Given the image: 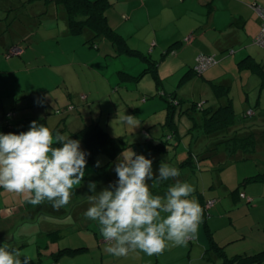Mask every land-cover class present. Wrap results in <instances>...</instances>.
Masks as SVG:
<instances>
[{
    "label": "rangeland",
    "instance_id": "374dc122",
    "mask_svg": "<svg viewBox=\"0 0 264 264\" xmlns=\"http://www.w3.org/2000/svg\"><path fill=\"white\" fill-rule=\"evenodd\" d=\"M83 39L85 41V37ZM37 42L40 43H34L32 48L41 53L44 60L38 59L32 64L35 69L30 77L25 76L27 82L25 84L14 81L15 85H12L7 81H2V78L13 77L11 70L2 65L0 68V89L2 91L5 89L12 91L19 87L23 91L41 93L48 87L52 90L44 95L50 100L52 110L58 108L57 105L62 110L75 97L79 98L84 102L81 115L84 118L91 117L103 128L107 127L111 134L110 137L125 147L123 152L126 151L130 154L132 151L152 160L154 173L157 172L161 163L179 169L180 175L175 178L174 184L179 181L192 185L195 191L188 197L189 199L194 198L201 206L196 194L199 192L202 195L206 194L204 199L207 201H214V204H206L204 207L208 228L212 232H210L212 241L223 240L226 243L230 238V241L237 238L236 241L224 246L223 250L228 258L249 252L256 253V251L264 249V183H244V179L263 174L264 160L253 158L246 161H234L220 171L207 165L201 166L202 170L179 165L184 159L183 157L187 156L190 151L197 154L207 147L205 143L208 139L203 134L193 138L192 136L199 133L191 134L189 132L192 121L189 119L188 113L195 116L197 121L203 118L201 125L205 123L204 113L202 109L196 108V104H203V110L217 105L210 85L204 83L207 85L204 87L202 85L204 80L199 75L196 77L186 76L187 69L175 76L172 73L175 67H172L171 62L161 67V75H164V78L162 76L159 78L162 80L161 82L159 80V89H161L162 83L163 87L170 89V92H173L175 96L169 98L167 93L161 95V90H159L157 96L155 95L153 98L161 96L166 106L168 104L172 108H174L173 103L178 101L173 114L175 127L171 129L165 124L168 111L166 106L163 111H154L151 107L146 110L137 105L135 108L133 101H130L135 100V98H131L132 92L125 93V89L133 91L136 88L132 87L135 86L155 87L156 82L153 75L146 71L143 72L146 74H142L145 68L150 67L149 62L134 59L131 61L132 63L123 61L114 65L113 61L105 63L101 59H91V56L95 54L93 51L96 52L94 47L90 48L92 53H87L81 51L80 47L66 48L65 44H62L61 47L55 46L53 41L44 42V46H41L43 44L40 40ZM85 48L88 47L85 46ZM20 49V54H22L23 49ZM63 49L65 50L63 51ZM42 62L45 63V66L39 64ZM24 67H28V65H24ZM122 67L129 69L128 71L132 75L136 73L138 77L126 76L121 70ZM204 75L206 76V74ZM18 77H22V75L18 74L16 79ZM116 79L120 82L121 88L118 92L109 94L112 91L108 83L110 81L115 83ZM193 79L196 81H192ZM55 86L56 88H54ZM93 91H98L100 95L89 97L85 102L83 95ZM139 97L137 95L136 100ZM13 98L15 99L14 96ZM129 103H131L129 106L132 107L131 110L127 107ZM11 108L12 104L9 98L0 100V125H3L6 119L9 120L8 113ZM65 112H68V107L63 111V113ZM125 115L134 116L138 126L133 128L127 125L123 120ZM176 129L177 135L174 139L171 130L176 132ZM80 145L82 148L81 143ZM162 148L165 150L160 153ZM93 159L95 163L87 161L85 177L81 184L73 186L69 204L56 210L53 212L54 214L40 209V206L48 209V205L40 204L35 205L37 214L33 218L28 217L29 210L35 207L28 202V194H17L0 187V221L12 220L11 225H6V229L9 230L8 234H0L1 246L8 249L17 247L21 256L31 257L32 264L55 262L57 264H126L128 262L126 256L116 257L106 251L107 244L96 221L86 218L84 221L78 220L80 216L75 219L69 214L74 202H81L80 200L88 199L90 195L94 194L89 190V182H96V192L98 193L118 179L115 177L111 180L108 176V173L114 169L113 166L111 167L112 162L108 163L109 157L105 152H97ZM97 161L100 162L99 167L96 166ZM235 190L243 192L248 199H253L252 202L247 204L245 198L241 199L239 195L238 197L233 196L236 195L234 194ZM22 216L25 217L22 218ZM200 228H202L201 223ZM52 229L58 231L57 234H47L48 230ZM192 239H189L185 245L176 246L178 250L166 254L163 261L179 259L183 262L187 255H190L194 258L196 256L195 262L191 264H202L201 261H198L202 254L201 249L199 252L200 247L197 246L199 242L196 238ZM205 241L208 246L210 244L208 238ZM80 248H84V250L58 257L59 251L62 249L76 250ZM185 264H189V262L186 261Z\"/></svg>",
    "mask_w": 264,
    "mask_h": 264
},
{
    "label": "crops",
    "instance_id": "0c3cea01",
    "mask_svg": "<svg viewBox=\"0 0 264 264\" xmlns=\"http://www.w3.org/2000/svg\"><path fill=\"white\" fill-rule=\"evenodd\" d=\"M107 1L110 4L105 13L107 23L125 41L129 49L127 51L116 52L112 43L104 39L97 41L94 46H89L85 43L91 37L89 31H86L83 35L70 34L65 11L63 8L56 6L53 0H0V62H2L0 68L4 65L13 73V77L2 78V81H7L12 85H15L14 81L21 84L27 83L25 76L30 77L35 69L32 64L38 59L44 60L42 59L43 55L32 48L34 43H40L37 42L38 40L43 44L41 46H44V42L53 41L55 46L61 47L62 44H65L66 48L80 47L81 51L87 53H92L90 48L94 47L96 52L93 51L95 54L91 56V59H101L105 63L110 61H113L114 65L123 61L132 63L131 61L134 59L149 62L150 67L145 68L142 74H146L143 73L144 71L151 73L156 82L155 87L131 86L136 89L133 91L125 89V93L132 92L131 98H135V100L130 101H133L135 108H137V105L139 108L146 110L151 107L154 111H163L169 105L166 106L161 96L159 98H153V96H157L159 90H161V95L167 93L169 98L175 96L173 92H170V89L164 88L162 83L161 89H159V83L162 81L159 79L162 76L160 69L171 62L172 67H175L172 72L175 76L187 69L186 76L196 77L199 75L204 80L202 83L204 87L210 85L217 104L220 98L217 87L220 89L221 95L224 92L228 95L238 118L236 124L240 126L241 132L251 130L260 133L254 159L264 160V134H262L264 132V48L255 44L261 28L260 17L255 9L264 7V0ZM83 37H85V41ZM13 46L23 49V53L19 54L20 56L17 55L19 57L6 55V52ZM85 46L88 48H85ZM65 53L67 54V51ZM199 55L212 56L216 60V64L202 74H194V67ZM39 64L43 66L45 63ZM24 65H28V67H24ZM121 70L126 76L138 77L136 73L132 75L127 68L122 67ZM18 74H21L22 77L16 79ZM162 78H164V75ZM192 81H196V79ZM204 83H207V85ZM119 84L120 82L117 79L115 83L110 81L108 86L112 92L109 94L118 92L121 88ZM51 90L47 87L41 93H34L33 91H23L19 87L12 91H9V89L2 91L0 89V100L9 98L12 104L9 111L11 117L7 116L9 120L6 119L3 125H0V133L4 134L1 127L8 122L17 128L25 120L31 118L44 119L50 130L63 128L61 134L65 136L76 133L91 123H97L91 117L84 118L81 115L84 102L77 97L62 109L64 111L68 107V110L72 108V111L58 115L57 112L62 111L61 107L57 105L58 108L52 110L50 100L44 95V93H49ZM97 95H100L99 92L93 91L84 94L83 97L87 102L89 97ZM137 95L140 97L136 100ZM54 100L57 99L54 98ZM175 104H178V101L173 103V110L176 109ZM129 106H131V103L127 104L128 108H130ZM196 108L203 110V104L197 103ZM131 109L132 107L129 110ZM248 112H252L251 115L247 114ZM97 124L99 125V123ZM99 126L102 129L105 128L106 133L108 132L107 134L111 135L107 127ZM171 133L172 138L176 139L177 129L176 132L171 130ZM199 135L200 133L192 137L196 138ZM211 141L204 142L210 144ZM81 149L84 150L83 146ZM164 150L165 148H162L160 153H163ZM173 152L175 155L177 154L175 150ZM125 154H128V152ZM121 155L112 161L111 167L113 166V169L118 162V158L123 159ZM108 176L111 180L117 177L115 171L109 172ZM172 180L171 186L175 182V179ZM147 183L151 186L152 181H147ZM158 184L156 183L150 189L157 188ZM102 186L103 184L101 188ZM196 194L201 205L207 201L204 199L206 194L202 195L199 192ZM80 201L71 205L69 214L75 219L80 216L78 220L84 221V213L91 205L88 199ZM41 205H48V209L40 206V209L45 212L53 213L56 211L48 201H44ZM36 214L35 206L29 210L28 217L33 218ZM24 217L22 216V218ZM207 220L206 217L202 220V228L199 225L195 237L199 242L197 244L200 247L199 252L201 249L202 254L207 248L206 236L212 233L208 228ZM11 224L12 220H1L0 234H8L9 230L6 229V225ZM51 231L54 230H48V232ZM230 239L226 243L223 240H217L215 243L224 247L225 244L234 242L237 238H233L231 241ZM177 250L178 247L171 245V242H169V246L158 255L148 256L140 250L130 251L126 256L128 261L126 264H185L186 261L193 262L196 258V256L194 258L187 255L186 261L183 262L179 259L163 261L166 254Z\"/></svg>",
    "mask_w": 264,
    "mask_h": 264
},
{
    "label": "clouds",
    "instance_id": "9594fccd",
    "mask_svg": "<svg viewBox=\"0 0 264 264\" xmlns=\"http://www.w3.org/2000/svg\"><path fill=\"white\" fill-rule=\"evenodd\" d=\"M123 120L133 128L138 126L134 116L125 115ZM54 143L61 146L54 147ZM87 155L79 140L60 132L54 137L48 127L32 121L26 132L0 133V187L28 194V202L34 206L48 201L59 210L69 204L73 186L85 177ZM121 156L114 168L115 183L98 193L96 182L88 185L94 194L88 197L91 206L84 216L100 226L106 251L116 257L135 250L152 256L161 254L169 242L179 246L195 238L203 209L194 198H188L194 187L177 181L163 198L150 191L156 183L178 177L179 169L161 163L154 173L153 161L144 155L131 151ZM147 181H152L151 186ZM0 264L32 261L17 249L0 246Z\"/></svg>",
    "mask_w": 264,
    "mask_h": 264
},
{
    "label": "trees",
    "instance_id": "16d2710c",
    "mask_svg": "<svg viewBox=\"0 0 264 264\" xmlns=\"http://www.w3.org/2000/svg\"><path fill=\"white\" fill-rule=\"evenodd\" d=\"M53 2L56 6L63 8L65 11L68 32L70 34L83 35L86 31H89L91 37L85 41V43H87L89 46H94L97 41L104 39L112 43L116 52L129 50L122 37L115 33V31L107 23L105 13L110 7V4L107 0H53ZM12 48L20 49L18 46H13L8 50L6 55L9 54V51ZM219 91L220 89L217 87L218 96L221 98H219L217 106L202 110L204 113L205 122H203V126L200 124L203 121V118H200L198 122L196 117L187 111L189 112L188 117L192 121V126L189 129V132L191 134L193 132L203 134L205 138L212 141L210 144L206 143L205 146L207 147L200 153L194 154L190 151V153H188L187 156L181 160L179 163L180 166L187 165L190 168L202 170L201 166L207 165L214 170L220 171L229 166L234 161H246L254 158L258 147V135H260V133L251 130H248V132H241L240 126H237L236 124L238 118L234 112L231 99L225 92L221 95ZM172 97H174V95ZM9 114L11 117V113ZM57 114L61 115L63 114V111L59 110ZM173 114L174 110L169 106L165 124L170 126L171 129H174L175 127L173 122ZM32 121H36L38 124H43L47 127L46 121L44 119L31 118L25 120L22 125L17 128L8 122L6 125L1 127V130H3L4 134H19L21 132H26L29 130V126ZM200 125L201 128H199ZM62 129L58 128L50 131L55 137L57 132L62 133ZM262 134H264V132ZM67 137L74 140H79L81 142L84 148L83 151L89 153V155L86 157L88 162H94L93 156L97 152H105L109 157L108 163H111L125 150V147L120 142L111 138L97 123H91L76 133H70ZM53 146L56 147L61 145H56L54 143ZM172 182V179L161 181L159 182L157 188L150 189V191L154 196L159 195L163 198L165 197ZM259 182L264 183V172L263 174H257L244 179V183ZM234 194L236 195L233 196L238 197V195L243 193L239 192V190H235ZM245 199H248L246 195ZM251 201L252 200L246 202L249 204ZM208 202L211 201H205L201 205V208L203 209V219L206 217L205 215H207L204 211V207ZM212 202L214 204V201ZM57 232L58 231L54 230L48 232V234H57ZM206 237L208 238L210 244L202 254L201 259H198V261H201L202 264H264V249L262 251H256V253L249 252L248 254L236 255L233 256V258H228L223 250L224 247L212 241L211 234H208ZM11 249L18 248L13 247ZM82 250H84V248L76 250L62 249L59 251L58 257L64 256V254H73L75 252L79 253ZM194 262L195 260L193 262H189V264ZM51 264L57 263L55 262Z\"/></svg>",
    "mask_w": 264,
    "mask_h": 264
},
{
    "label": "built area",
    "instance_id": "2783aa9c",
    "mask_svg": "<svg viewBox=\"0 0 264 264\" xmlns=\"http://www.w3.org/2000/svg\"><path fill=\"white\" fill-rule=\"evenodd\" d=\"M257 14L260 17L261 21V28H260V34L255 40V44L260 46L261 48H264V7H257L256 9ZM21 53V50L18 48H12L9 51V56H17ZM216 64V60L212 56L207 55H199L197 58L196 65L194 67L195 74H202L204 71H206L208 68ZM72 108H69L68 111H71ZM247 114L251 115V112H248ZM10 117V114L8 115ZM239 197L241 199L245 198L244 194H240ZM247 201H250L247 199ZM213 202H208L207 205H212Z\"/></svg>",
    "mask_w": 264,
    "mask_h": 264
}]
</instances>
